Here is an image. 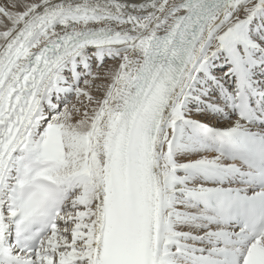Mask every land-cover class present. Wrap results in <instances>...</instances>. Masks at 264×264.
I'll return each instance as SVG.
<instances>
[{
	"label": "snow or ice",
	"instance_id": "snow-or-ice-1",
	"mask_svg": "<svg viewBox=\"0 0 264 264\" xmlns=\"http://www.w3.org/2000/svg\"><path fill=\"white\" fill-rule=\"evenodd\" d=\"M0 264H264V0H0Z\"/></svg>",
	"mask_w": 264,
	"mask_h": 264
}]
</instances>
